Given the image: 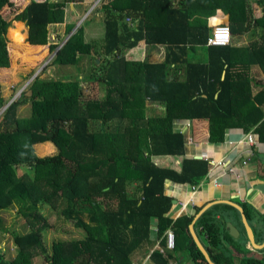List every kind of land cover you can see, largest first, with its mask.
Instances as JSON below:
<instances>
[{
  "label": "trees",
  "instance_id": "trees-1",
  "mask_svg": "<svg viewBox=\"0 0 264 264\" xmlns=\"http://www.w3.org/2000/svg\"><path fill=\"white\" fill-rule=\"evenodd\" d=\"M81 1L0 0V68H10L17 56L35 62L46 45L56 51L52 64L58 67H76L86 56L99 64L84 78L37 76L29 94L9 106L0 85V242L10 235L16 247L11 261L0 253V264H34L36 258L43 264H135L132 257L149 243L153 219L160 234L171 230L175 236L171 253H152L154 264H173L176 253L209 264L190 233L194 217L173 221V199L164 194L167 181L197 187L209 162L184 159L176 171L154 159L185 153V135L175 131L179 122H208L212 143L223 142L231 129L264 141V89L253 95L250 74L255 65L264 72V0H224L211 7V0H107L102 42L86 39L84 23L57 50L61 42L51 40L50 27L69 22L67 7ZM221 10L226 20L218 23ZM15 21L25 24L27 43L11 41L9 48ZM76 23L67 25V35ZM219 25L228 26L232 37L249 34L250 44L208 45ZM143 42L165 46V60L126 55ZM84 83L99 86V94L85 96ZM148 102L162 105L164 115L148 116ZM25 105L30 114L21 117ZM45 142L57 153L38 156L35 145ZM44 205L73 229L51 250L43 237L50 228ZM11 211L24 220L25 232L7 227L4 213ZM212 218L209 209L196 223L207 235V252L215 264H235ZM234 246L246 253L241 264H264V256Z\"/></svg>",
  "mask_w": 264,
  "mask_h": 264
},
{
  "label": "crops",
  "instance_id": "crops-1",
  "mask_svg": "<svg viewBox=\"0 0 264 264\" xmlns=\"http://www.w3.org/2000/svg\"><path fill=\"white\" fill-rule=\"evenodd\" d=\"M219 2L222 3L224 0H211V2H209V7L214 6ZM86 5L87 4L85 3L68 6L66 13L69 22L67 20L64 24L50 27L51 39L58 40L59 35L67 33L66 27L73 19L77 20V26L81 16L86 11ZM255 13L258 15L260 13L256 6ZM103 15V12L100 11L98 15H95L84 22L86 23L85 32L87 40L95 41L92 37L93 33L91 32L93 30L90 28L91 26H96L102 37L103 32L100 23ZM217 16L218 23L226 20L223 10L219 11ZM97 20H99V22H97ZM126 22L131 26L133 24V20L130 18H128ZM18 23L23 24V32L24 34L26 33L25 40L20 42L24 43L28 36L27 30L25 32V24L23 22L15 21L10 28H14ZM87 30H89L88 33ZM52 35L54 36L52 37ZM7 38H9L8 33ZM65 38L66 37H64V39ZM9 40L11 41V39ZM249 44V34H240L232 37V45L235 47H243ZM40 47L44 50L43 52L41 51V57L46 56L45 51L47 48L50 49V46L46 45ZM166 54L167 50L165 46L148 45L144 42L126 53L130 59L148 60L152 63L163 62ZM10 68H0V76L7 74ZM174 72L175 71H171V77L174 76ZM182 74H184V72H182ZM250 74L252 78L251 90L253 95H257L264 89V72L260 67L255 65L251 67ZM54 75L55 74H52L51 76ZM147 114L148 116H162L164 115V107L158 103L148 102ZM175 131L181 132L185 135V153L179 157L159 156L154 159L155 163L162 167H169L176 171H180L184 159L195 158L204 159L206 161L209 160V166L207 176L196 189L189 184H177L172 181H167L165 183L164 194L173 199V205L168 216L173 221H176L181 216L185 215L194 217L189 226L191 236L194 240L191 231V227H193L196 237L206 249L207 246H209L207 235L200 227L196 226V223L206 211L212 209V219L219 228V236L223 242V247L234 256L235 264H241L243 257H246V253L237 250L234 246L235 244L241 245L245 251H248L259 258L264 256V141H260L259 136L256 134L258 144L254 147H248V145L244 143V136L251 132L246 133L242 129H231L226 133L223 142L212 143L209 140L211 132L208 122H179L175 124ZM47 144H50L51 146H47ZM42 145L45 146L39 151V147ZM55 149V145L51 142L35 145L37 155L41 152L38 155L40 157L56 154L57 149L54 153ZM211 160H215L216 162L225 161L226 165H217L212 168L210 165ZM229 168H234L236 175L229 173ZM215 181H218V185L215 184ZM180 203H186V208H181ZM245 205L249 207L248 216L245 214ZM240 208L242 209V212ZM204 210L205 212L199 216V213ZM242 213L247 218L249 226L253 231L255 245H253L249 239ZM155 227H157V219L152 220L149 243H146L141 247L132 257L135 264H154L151 261V255L154 251H160L161 253H164L165 251H168V253L172 252L173 249L165 248V234L168 230L160 234L159 231L154 230ZM10 229L13 230V228ZM54 230L58 232L57 229ZM13 245L14 243L10 235H6L0 242V253L5 256L6 261H11L15 257L14 253H16V250L15 252L10 250ZM170 262L173 264L176 262L180 264H194L189 254L182 255L181 253H176Z\"/></svg>",
  "mask_w": 264,
  "mask_h": 264
},
{
  "label": "rangeland",
  "instance_id": "rangeland-1",
  "mask_svg": "<svg viewBox=\"0 0 264 264\" xmlns=\"http://www.w3.org/2000/svg\"><path fill=\"white\" fill-rule=\"evenodd\" d=\"M97 22H99V20H97ZM90 28H92L93 30L91 32L93 33L92 37L95 39V41L99 42L100 44L102 42L100 31L97 29L96 26H91ZM26 30L27 28L25 29V32ZM88 32L89 30H87V33ZM64 37H67V33H65L64 35H59L57 42H62L64 40ZM9 42L11 44L10 40ZM41 51L43 52L44 50ZM45 52H46V56L41 57L38 60H35V62L26 61L21 56H17L16 59L15 58L12 59L11 68L10 70H8L9 72H7V74L3 76H0L2 94L8 101V104L14 100L19 99V97L23 92L29 94L28 88L32 82V79L35 76L36 77L41 76L45 78L51 76L52 74L55 75L79 74L82 78H84L87 75H89L91 72L99 69V64L97 66L94 65L93 60L89 56L84 57L79 63V65H77L76 67H68V68L57 67L56 65L54 66L52 64V61L54 59L53 56L54 51H51L50 49L47 48ZM36 55L37 57L41 56V52L37 53ZM84 85H86V83H84ZM90 85L91 84L86 85V87L87 86L88 87L86 88L85 96H87L88 98L96 97L97 94H99L98 92L99 86L97 88L96 84H93L91 86ZM29 114H30V105H25L23 107H20L18 110V115L21 117H28ZM55 152L56 149L54 150V153ZM14 213H15L14 211L4 213L7 227L16 229L17 231H19V233H21L22 231L25 232L24 220L19 217H16ZM42 213L50 224V228L44 232L43 237H44V242L47 245V248L51 250L53 242L58 237H61L62 235L65 236V234L68 235L70 234V232L73 230L72 224L70 223L63 224L61 220L57 218L55 212L46 205L42 206ZM56 228H59V230L57 229L58 232L54 230ZM71 234L73 233L71 232ZM10 250L15 252L16 249L14 245ZM14 254L16 255V253ZM34 264H43V261L40 258H36L34 260Z\"/></svg>",
  "mask_w": 264,
  "mask_h": 264
},
{
  "label": "built area",
  "instance_id": "built-area-1",
  "mask_svg": "<svg viewBox=\"0 0 264 264\" xmlns=\"http://www.w3.org/2000/svg\"><path fill=\"white\" fill-rule=\"evenodd\" d=\"M36 3H58L61 2V0H32ZM107 0H83L79 3L72 4V5H78V4H87L86 11L84 14L81 16L80 21L78 22L75 30L79 28L84 22L89 20L91 17L98 15L100 11L103 9L104 4L106 3ZM74 30V31H75ZM74 31L68 35L58 46L57 50L61 49L63 45L66 43V41L70 38V36L74 33ZM54 35H52L53 37ZM52 41H55V39H51ZM58 43V42H56ZM232 43V34L231 30L228 26H216L213 31L212 35L208 40V45H213V46H225V45H230ZM56 51L54 52L53 56L55 57ZM1 116V115H0ZM244 143L248 145V147H254L258 144L257 140V135L254 134V132L248 133L244 136ZM209 162V160H208ZM211 167H216L218 166H225L226 162L225 161H220L216 162L215 160L210 161ZM228 172L231 174H235V169L234 168H229ZM215 184L218 185V181H215ZM197 187H194L196 189ZM187 206L186 203H180V207L185 209ZM155 231H158V228H154ZM165 248L166 249H174L175 248V236L174 233L171 230H168L165 234Z\"/></svg>",
  "mask_w": 264,
  "mask_h": 264
},
{
  "label": "water",
  "instance_id": "water-1",
  "mask_svg": "<svg viewBox=\"0 0 264 264\" xmlns=\"http://www.w3.org/2000/svg\"><path fill=\"white\" fill-rule=\"evenodd\" d=\"M35 77H36V76H35ZM35 77H34V78H35ZM14 101H15V100H14ZM12 102H13V101H12ZM12 102H10V103L8 104V106H9ZM198 158H200V157H198ZM174 203H175V201H174ZM240 209H241V208H240ZM205 210H206V209H205ZM205 210H204V211H201V212L199 213V216L202 215L203 212H205ZM241 212H242V209H241ZM242 217H243L244 225H245V227H246V229H247V232H248V235H249V239L251 240L252 244L255 245V244H254L253 231H252L251 227L249 226V223H248V221H247V218L245 217V215H244L243 213H242ZM191 231H192V234H193V237H194L195 243H196L197 247L200 249V251L202 252V254L204 255L206 261H207L209 264H215V263L211 260V258H210V256H209L207 250L205 249V247L202 245V243H201V242L199 241V239L196 237L195 232H194V230H193V227H191Z\"/></svg>",
  "mask_w": 264,
  "mask_h": 264
},
{
  "label": "bare ground",
  "instance_id": "bare-ground-1",
  "mask_svg": "<svg viewBox=\"0 0 264 264\" xmlns=\"http://www.w3.org/2000/svg\"><path fill=\"white\" fill-rule=\"evenodd\" d=\"M23 24H16L14 28H9L8 29V37L13 41L14 43H20L23 42L26 38V33L24 34L23 32ZM50 144H47V146ZM45 145H42L39 147V151H41L42 147ZM51 146V145H50ZM41 153V152H40Z\"/></svg>",
  "mask_w": 264,
  "mask_h": 264
},
{
  "label": "clouds",
  "instance_id": "clouds-1",
  "mask_svg": "<svg viewBox=\"0 0 264 264\" xmlns=\"http://www.w3.org/2000/svg\"><path fill=\"white\" fill-rule=\"evenodd\" d=\"M0 115L2 116V113H0ZM1 116H0V117H1Z\"/></svg>",
  "mask_w": 264,
  "mask_h": 264
}]
</instances>
